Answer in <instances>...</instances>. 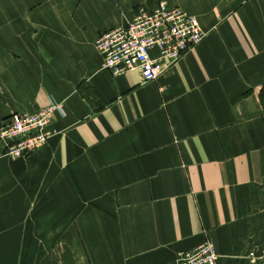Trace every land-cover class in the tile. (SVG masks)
Masks as SVG:
<instances>
[{"label":"crops","instance_id":"0c3cea01","mask_svg":"<svg viewBox=\"0 0 264 264\" xmlns=\"http://www.w3.org/2000/svg\"><path fill=\"white\" fill-rule=\"evenodd\" d=\"M155 2L0 0V122L65 111L26 158L0 141V264H172L205 240L250 264L264 247V0H166L203 40L155 81L102 69L97 36Z\"/></svg>","mask_w":264,"mask_h":264},{"label":"built area","instance_id":"2783aa9c","mask_svg":"<svg viewBox=\"0 0 264 264\" xmlns=\"http://www.w3.org/2000/svg\"><path fill=\"white\" fill-rule=\"evenodd\" d=\"M205 35L196 16L157 0L151 7H139L125 25L101 32L94 47L102 57V69L114 76L136 69L147 83L171 70ZM56 114H65L63 104L51 101L35 112L13 113L1 121L3 154L26 158L41 149L57 133L51 128ZM246 257L250 264H264V247ZM172 264H218V255L214 244L205 240L192 250L177 252Z\"/></svg>","mask_w":264,"mask_h":264},{"label":"rangeland","instance_id":"374dc122","mask_svg":"<svg viewBox=\"0 0 264 264\" xmlns=\"http://www.w3.org/2000/svg\"><path fill=\"white\" fill-rule=\"evenodd\" d=\"M156 1H157V0H156ZM165 1H166V0H165ZM61 247H62V246H60V249H61ZM65 252H66V254H65L66 257H64V260L68 258V257H67V254L69 255V253H67V252H68L67 250H66ZM61 253H62V252H61ZM61 253H59L57 256H55L56 253H55V254L53 253L52 255H54V256L52 257V259L54 258V259L57 260V261H58V260H61V259L63 258V257H61Z\"/></svg>","mask_w":264,"mask_h":264},{"label":"trees","instance_id":"16d2710c","mask_svg":"<svg viewBox=\"0 0 264 264\" xmlns=\"http://www.w3.org/2000/svg\"><path fill=\"white\" fill-rule=\"evenodd\" d=\"M261 101L263 103V108H264V88H263V91L261 93Z\"/></svg>","mask_w":264,"mask_h":264}]
</instances>
